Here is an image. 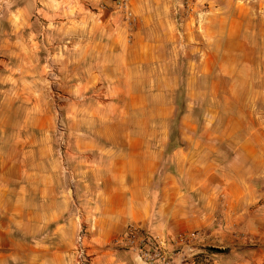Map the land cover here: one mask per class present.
I'll return each mask as SVG.
<instances>
[{"label":"rangeland","instance_id":"obj_1","mask_svg":"<svg viewBox=\"0 0 264 264\" xmlns=\"http://www.w3.org/2000/svg\"><path fill=\"white\" fill-rule=\"evenodd\" d=\"M175 1L172 12L178 19L174 24L181 31L183 18L188 16ZM115 2L78 0L75 21L70 0L47 3V7L38 0H0V171L15 187L11 211L15 218L10 222L19 254L15 261L37 264L41 257L32 255L46 246L61 251L60 264H219L218 255L231 248L237 251L239 239L233 247L225 246L230 244L221 240L225 227L214 211L210 212L213 217L202 223V187L178 180L180 189L192 191L186 195L187 202L178 204L187 209L189 227L177 233L161 236L135 222H123L127 197L136 196L127 192L135 179L125 177L124 155L135 149L131 145L149 153L150 125H159L158 149L164 153L160 165H166L169 145L176 142L184 125L180 116L185 109L184 83L174 90L176 83L168 74L178 69V63L182 66L181 58L196 53L149 49L141 58V67L125 74V68L119 66L121 72H117V66L126 61L118 57L117 49L120 42L129 46L133 41L131 29L136 24L128 23ZM84 11H89V17ZM101 12L118 15L125 31L115 30L112 20L104 24ZM169 35H163L162 41L171 48L174 40ZM157 39L155 34L152 40ZM158 59L165 62L160 69L152 65ZM221 84L227 90L222 101L223 120L239 109L250 121L255 112L264 109L262 74L250 73L240 81ZM212 88L214 83L202 82V95ZM156 91L159 96H152ZM191 173L197 172L192 169ZM197 179L186 181L192 184ZM29 182L33 186L46 183L51 200L55 187L62 193L64 213L58 235L53 233V225L36 230L30 225L36 212L26 220V227L21 224L24 219L20 215L28 208L18 196L25 195L21 185ZM158 198L161 201L163 196ZM110 207L116 211H107ZM131 227H141L161 242L157 250L141 245L150 258H140L134 250L139 240ZM245 236L240 232L244 240ZM247 242L251 240L241 246L248 248ZM224 260L230 261L228 257ZM251 264L264 261L255 258Z\"/></svg>","mask_w":264,"mask_h":264},{"label":"crops","instance_id":"obj_2","mask_svg":"<svg viewBox=\"0 0 264 264\" xmlns=\"http://www.w3.org/2000/svg\"><path fill=\"white\" fill-rule=\"evenodd\" d=\"M68 1L38 0L46 7L47 3ZM129 1L136 25L131 29L133 41L129 46L120 42L117 49L118 57L126 58L124 64L117 66V72H121L119 66L125 68V74L141 67V58L149 49L173 48L184 52L190 49L191 54L196 55L181 58L182 66L178 63V69L176 67L168 74L169 80L176 83L174 90L184 83L181 85L185 109L180 116L184 125H181L174 142L176 146L166 153V165H160V155L164 153L158 149L159 125H150L153 135L149 153L146 149H136L137 146L130 143L135 149L124 155L130 162L124 166L125 177L135 179L127 187V192L136 196L127 197L122 211L123 222H135L161 236L189 227L190 221L185 214L187 209L178 204L187 202L186 195L192 190L180 189L178 180L181 179L184 185L202 187V223L204 219L206 223V219L212 218L210 212L214 211L225 227L221 240L230 243L225 246L233 247L234 241L239 239L237 251L231 248L218 255L219 264H251L255 258L264 261V109L255 112L250 121L242 116L244 112L239 109H234L233 115L226 121L221 113L223 97H227V90L221 83L240 81L250 73L264 76V68L261 70L264 67V0H196L193 10L185 13L188 18H183L181 31L174 24L178 19L172 12L175 0ZM70 2L75 7L78 0ZM77 7L71 10V18L75 21L79 17ZM41 10L46 12L43 7ZM83 13L89 17V11ZM101 14L105 16L104 24L112 20L115 30L125 31V25L118 15L108 12ZM155 34L158 35L157 41L152 40ZM167 34L174 40L170 43L171 48L162 41L163 35ZM255 50H260V55L253 56L251 53ZM151 56L153 59V54ZM164 64L160 59L152 62L159 69ZM207 81L214 83V89L205 90L202 95V82ZM152 96H159L158 91ZM202 96L205 98L203 102ZM192 169L197 173L192 174ZM192 177H197V182L189 184L186 179ZM12 182L1 169V264H22L15 261L19 254L11 235L13 229L10 222L15 218L11 212L12 203L16 200ZM20 190L26 196L19 195L18 199H22L28 208L20 215L24 219L20 220L21 224L26 227L29 223L26 220L32 219L36 212L35 221L31 220L30 225L35 230L53 225L52 231L58 235L64 213L62 193H58L55 187L51 200L47 195L46 183L44 186H33L29 182L21 185ZM158 195L163 196L161 201ZM107 211L115 212L116 209L110 207ZM240 232L246 233L245 240L240 237ZM247 240L251 242H247L248 248H243L241 242ZM44 248L37 254L32 248V256L41 257L37 264H60L61 251ZM30 257L31 253L26 255L28 260ZM226 257L230 259L229 263L224 260ZM236 258L246 259L247 262L239 263Z\"/></svg>","mask_w":264,"mask_h":264},{"label":"built area","instance_id":"obj_3","mask_svg":"<svg viewBox=\"0 0 264 264\" xmlns=\"http://www.w3.org/2000/svg\"><path fill=\"white\" fill-rule=\"evenodd\" d=\"M116 7L119 11L123 13V16L128 21L129 24H133L135 22V17L130 8L129 0H115ZM196 0H178L179 6H181L185 12H191L193 10V6ZM131 231H133L136 235H138L139 244L134 243V250H136L138 256L144 257L146 259L150 258L151 254L149 252L144 251L141 247L142 244L149 245L154 249L160 248V241H157L152 235L148 233H144L141 227H131ZM79 241H82V236L78 237Z\"/></svg>","mask_w":264,"mask_h":264},{"label":"trees","instance_id":"obj_4","mask_svg":"<svg viewBox=\"0 0 264 264\" xmlns=\"http://www.w3.org/2000/svg\"><path fill=\"white\" fill-rule=\"evenodd\" d=\"M175 146H176L175 143H170V145H169V149H173Z\"/></svg>","mask_w":264,"mask_h":264}]
</instances>
